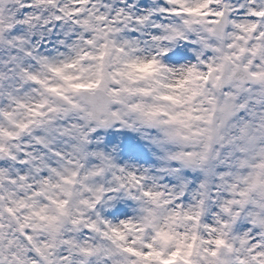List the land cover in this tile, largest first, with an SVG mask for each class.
I'll list each match as a JSON object with an SVG mask.
<instances>
[{"label": "snow or ice", "instance_id": "1", "mask_svg": "<svg viewBox=\"0 0 264 264\" xmlns=\"http://www.w3.org/2000/svg\"><path fill=\"white\" fill-rule=\"evenodd\" d=\"M0 264H264V0H0Z\"/></svg>", "mask_w": 264, "mask_h": 264}]
</instances>
